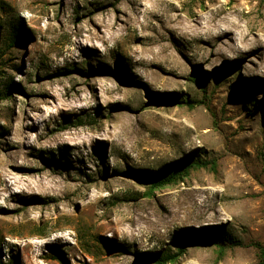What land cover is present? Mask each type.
Segmentation results:
<instances>
[{"label": "rangeland", "instance_id": "1", "mask_svg": "<svg viewBox=\"0 0 264 264\" xmlns=\"http://www.w3.org/2000/svg\"><path fill=\"white\" fill-rule=\"evenodd\" d=\"M184 156L215 168L146 196L133 172ZM214 230L164 264L260 260L264 0H0V262L153 264Z\"/></svg>", "mask_w": 264, "mask_h": 264}, {"label": "trees", "instance_id": "2", "mask_svg": "<svg viewBox=\"0 0 264 264\" xmlns=\"http://www.w3.org/2000/svg\"><path fill=\"white\" fill-rule=\"evenodd\" d=\"M14 37L16 38L18 35V30L16 27H14ZM14 40V39H13ZM193 76L191 79L198 80L199 78V69L193 71ZM9 88V87H8ZM170 100V99H168ZM188 104V102H187ZM200 167H210L211 169L215 168V162L214 160L205 161L197 158H192L190 156H184L182 159H180L176 166L167 171V172H161L157 175L149 176L146 173H144L141 170H137L134 173L135 176L143 177L147 179L148 187L145 189L144 194L146 196L154 195L153 190L159 189L165 186H168L170 184H174L180 180H182L185 176L188 175L189 171L192 169H197ZM222 232L219 230H214L211 233L207 234L206 232L202 231L198 234H188V235H182L176 246V250L173 253L169 252H145L149 253L152 257L151 260L153 264H164L165 262H174L179 256H181L184 251L185 247L188 245H193L196 243H209L214 244L217 246V250L219 253L223 252V246L220 242L222 238ZM140 261H135L133 264H140ZM0 264H2L0 262ZM256 264H264V248H261V257L258 263Z\"/></svg>", "mask_w": 264, "mask_h": 264}]
</instances>
